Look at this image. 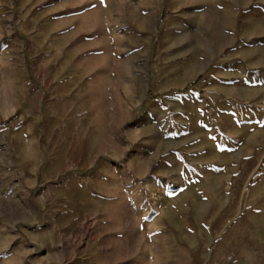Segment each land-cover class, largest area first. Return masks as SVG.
<instances>
[{"label":"rangeland","instance_id":"374dc122","mask_svg":"<svg viewBox=\"0 0 264 264\" xmlns=\"http://www.w3.org/2000/svg\"><path fill=\"white\" fill-rule=\"evenodd\" d=\"M0 264H264V0H0Z\"/></svg>","mask_w":264,"mask_h":264},{"label":"trees","instance_id":"16d2710c","mask_svg":"<svg viewBox=\"0 0 264 264\" xmlns=\"http://www.w3.org/2000/svg\"><path fill=\"white\" fill-rule=\"evenodd\" d=\"M201 80V79H200Z\"/></svg>","mask_w":264,"mask_h":264}]
</instances>
